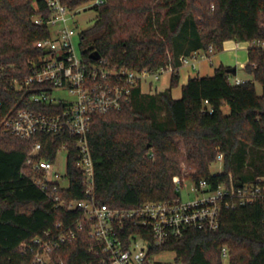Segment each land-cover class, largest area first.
Here are the masks:
<instances>
[{"label":"trees","instance_id":"obj_1","mask_svg":"<svg viewBox=\"0 0 264 264\" xmlns=\"http://www.w3.org/2000/svg\"><path fill=\"white\" fill-rule=\"evenodd\" d=\"M91 1L64 3L74 10ZM41 5L42 0H0V264H34L23 245L56 222L84 217L78 208L54 206L51 196L33 183L29 161L36 141L44 142L40 156L46 159H54L68 143L71 187L61 194L68 200L84 199L76 138L68 132L21 138L2 126L8 114L31 106L25 91L12 88L11 81L30 75L33 61L42 54L36 42L50 30L34 23ZM89 8L97 16L81 32L87 61L97 51L119 66L172 69L164 90L146 98L138 86L121 109L94 116L88 139L100 204L132 208L178 198L174 177L184 174L193 181L207 179L212 187L229 174L238 183L264 176V48L253 44L248 49L245 69L254 80L234 84L233 68L221 65L212 76L190 78L180 98L172 96L182 56L210 46L219 51L231 39L264 42V0H105ZM219 153L224 154L223 171L212 173ZM83 223L76 238L55 252L54 264H103L107 254L91 235V222ZM140 231L129 227V232ZM146 237L152 239V234L147 231ZM162 252L175 254L173 264H224L225 259L228 264H264V199L223 209L216 230L190 229L150 250L155 256Z\"/></svg>","mask_w":264,"mask_h":264},{"label":"built area","instance_id":"obj_2","mask_svg":"<svg viewBox=\"0 0 264 264\" xmlns=\"http://www.w3.org/2000/svg\"><path fill=\"white\" fill-rule=\"evenodd\" d=\"M37 7L34 23L47 26L49 34L36 45L42 54L33 61L30 75L11 81V87L25 91L31 106L21 107L8 114L2 121L4 131L21 138H33L42 134L70 133L76 138L79 155L78 166L84 173L86 198L68 200L61 190L71 187L68 172V143L62 145L54 159L41 155L44 142L36 141L29 154L32 164L31 179L43 192L48 193L57 208L80 209L83 218L65 223L56 222L23 245V252L33 255L34 264H54L55 252L67 241L76 238L84 228L83 221L91 222V235L101 244L107 254L103 264H153L155 255L150 254L154 245L161 246L170 239L181 238L190 229L216 230L220 226L223 209H236L264 199V176L238 183L231 174L212 187L207 179L193 181L190 191L193 198L183 200L147 201L132 208H113L100 204L95 195V164L89 147L88 135L94 116L121 109L132 99L133 90L144 84L159 80L162 73L172 69L158 70L112 64L100 57L87 61L81 48V32L78 34L71 21L78 9H70L64 0H42ZM105 0H93L87 6L95 7ZM80 37L77 45L76 38ZM264 48L262 41H244ZM215 51L210 46L180 58L182 65L196 67L199 58H206ZM231 76L234 84L244 83ZM67 91L70 95L61 96ZM50 109L49 111L45 110ZM66 150L64 169L58 165V155ZM217 158L224 159L219 153ZM179 189L182 182L174 177ZM138 226L140 232H129ZM152 234V239L146 233ZM227 258V249H223Z\"/></svg>","mask_w":264,"mask_h":264},{"label":"rangeland","instance_id":"obj_3","mask_svg":"<svg viewBox=\"0 0 264 264\" xmlns=\"http://www.w3.org/2000/svg\"><path fill=\"white\" fill-rule=\"evenodd\" d=\"M96 16H97V12L95 9L89 8L87 6L81 7L80 10H78L76 15L74 16L73 20L71 21V25L76 28V30L79 34L81 31L91 27L94 24V22L96 20ZM76 41H77V45H78V43L80 42L79 36H77ZM78 49H79V45H78ZM238 69L241 70L243 72L242 74L246 75L250 80H254V78L249 73L242 70L240 67H238ZM170 80H171V72L170 71L162 73L160 79L154 81V83H153L154 88L151 87L150 90L144 91V96L146 98H148L152 94L157 93L158 90H157V88L155 89L156 86H158L159 90H161L162 88H165L167 85L169 86ZM255 85H256L257 92L259 94H261L262 93L261 84L259 82L255 81ZM180 89H181V84H178V86L174 87V89H173L174 94L179 93ZM60 95L61 96H68L70 98V95L68 94L67 91L61 92ZM223 109H224L225 113L229 112L228 106H224ZM159 113H160V118H163L164 117L163 110H159ZM66 155H67L66 150H61L59 152L58 165L60 166L61 169H64V167H65ZM223 168H224V160H219L218 158H216L215 162L211 166V172L212 173H220L223 171ZM178 177L180 178V180L182 182L181 187L179 189L177 188L179 196L183 200L193 198L194 194L190 191L191 186L193 185V180L188 179L187 176H185V174L182 176H178ZM155 259L163 261L167 264H173L174 260H175V254L173 252H162L160 254H157L155 256ZM224 264H228V259L224 260Z\"/></svg>","mask_w":264,"mask_h":264},{"label":"crops","instance_id":"obj_4","mask_svg":"<svg viewBox=\"0 0 264 264\" xmlns=\"http://www.w3.org/2000/svg\"><path fill=\"white\" fill-rule=\"evenodd\" d=\"M248 49V43L231 39L224 42L223 48L221 50L214 51L206 58H199L195 68L189 65H181L178 70L180 75L179 84H181V89L180 92L176 94L173 92L174 88L172 89L173 98L178 99L182 96L183 85H185L190 78L196 76H212L215 73L216 68L221 65L233 68L234 77H238L242 80H250L246 75L242 74L243 72L241 70L238 69V67H240L242 70L246 71L245 65L249 60ZM151 87H153V83L144 84L142 91L144 92L145 90H150ZM167 87L168 85L165 88ZM156 88L158 91H160L158 86H156L155 89ZM165 88H162L161 90H164Z\"/></svg>","mask_w":264,"mask_h":264},{"label":"water","instance_id":"obj_5","mask_svg":"<svg viewBox=\"0 0 264 264\" xmlns=\"http://www.w3.org/2000/svg\"><path fill=\"white\" fill-rule=\"evenodd\" d=\"M100 57H101V55L97 51H93V52L90 53V58L93 59V60H97Z\"/></svg>","mask_w":264,"mask_h":264}]
</instances>
